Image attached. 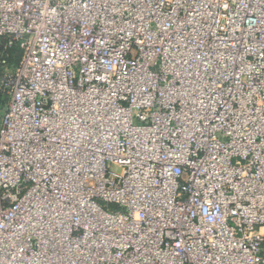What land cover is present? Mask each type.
I'll return each instance as SVG.
<instances>
[{
    "label": "built area",
    "instance_id": "built-area-1",
    "mask_svg": "<svg viewBox=\"0 0 264 264\" xmlns=\"http://www.w3.org/2000/svg\"><path fill=\"white\" fill-rule=\"evenodd\" d=\"M0 264H264V0H0Z\"/></svg>",
    "mask_w": 264,
    "mask_h": 264
}]
</instances>
